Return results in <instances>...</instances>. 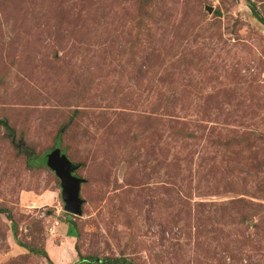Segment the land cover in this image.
<instances>
[{"label": "rangeland", "instance_id": "rangeland-1", "mask_svg": "<svg viewBox=\"0 0 264 264\" xmlns=\"http://www.w3.org/2000/svg\"><path fill=\"white\" fill-rule=\"evenodd\" d=\"M253 13L264 0H0V264H264Z\"/></svg>", "mask_w": 264, "mask_h": 264}, {"label": "water", "instance_id": "water-1", "mask_svg": "<svg viewBox=\"0 0 264 264\" xmlns=\"http://www.w3.org/2000/svg\"><path fill=\"white\" fill-rule=\"evenodd\" d=\"M43 163L59 180L63 211L69 215H79L82 202L79 198L81 180L70 174L73 169L71 163L64 155L59 154L57 148L53 149L43 158Z\"/></svg>", "mask_w": 264, "mask_h": 264}, {"label": "trees", "instance_id": "trees-1", "mask_svg": "<svg viewBox=\"0 0 264 264\" xmlns=\"http://www.w3.org/2000/svg\"><path fill=\"white\" fill-rule=\"evenodd\" d=\"M253 15L257 18V20H258L260 23H262L261 19H259V18L256 16L255 13H253ZM262 24L264 25V23H262ZM0 124L2 125V127H3V129H4L5 131H7V132H11V131L9 130L8 126H7L4 122L0 121ZM11 138H12V135H11ZM68 223H70V221H69ZM68 235H69V236H73L72 233H71L70 231H68Z\"/></svg>", "mask_w": 264, "mask_h": 264}, {"label": "crops", "instance_id": "crops-1", "mask_svg": "<svg viewBox=\"0 0 264 264\" xmlns=\"http://www.w3.org/2000/svg\"><path fill=\"white\" fill-rule=\"evenodd\" d=\"M67 241H68V240H66V243H67ZM64 242H65V241H64ZM68 242H69V241H68ZM67 245H68V243H67Z\"/></svg>", "mask_w": 264, "mask_h": 264}]
</instances>
